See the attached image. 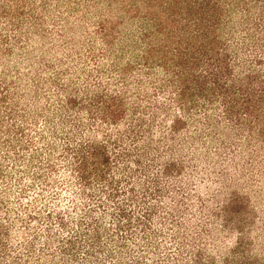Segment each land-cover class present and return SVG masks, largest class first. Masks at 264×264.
Segmentation results:
<instances>
[{
    "label": "rangeland",
    "instance_id": "rangeland-1",
    "mask_svg": "<svg viewBox=\"0 0 264 264\" xmlns=\"http://www.w3.org/2000/svg\"><path fill=\"white\" fill-rule=\"evenodd\" d=\"M0 264H264V0H0Z\"/></svg>",
    "mask_w": 264,
    "mask_h": 264
}]
</instances>
